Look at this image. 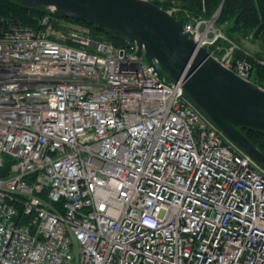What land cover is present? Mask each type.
<instances>
[{"label": "built area", "instance_id": "1", "mask_svg": "<svg viewBox=\"0 0 264 264\" xmlns=\"http://www.w3.org/2000/svg\"><path fill=\"white\" fill-rule=\"evenodd\" d=\"M149 1L240 76L264 67L218 13ZM155 64L50 13L0 34V264H264V167Z\"/></svg>", "mask_w": 264, "mask_h": 264}, {"label": "water", "instance_id": "2", "mask_svg": "<svg viewBox=\"0 0 264 264\" xmlns=\"http://www.w3.org/2000/svg\"><path fill=\"white\" fill-rule=\"evenodd\" d=\"M96 24L124 37L243 152L264 167V152L241 128L264 133V88L214 56L185 31L186 17L149 0H13Z\"/></svg>", "mask_w": 264, "mask_h": 264}, {"label": "trees", "instance_id": "3", "mask_svg": "<svg viewBox=\"0 0 264 264\" xmlns=\"http://www.w3.org/2000/svg\"><path fill=\"white\" fill-rule=\"evenodd\" d=\"M157 4L165 9L169 6L166 3ZM181 4L191 13L195 15L202 14V17L207 19L218 13V22L231 21L233 23L232 30L238 32L253 31L256 37L264 39V0H183ZM46 13L67 21L86 25L92 30L93 36H103L117 46L126 43L124 37L115 35L96 24L66 18L57 13H52L46 8L24 6L13 0H0V34L11 25L38 27L40 26L41 18ZM223 44L226 45V42ZM236 56L240 57L241 53L237 51ZM253 82L264 88L263 66L254 65ZM241 129L264 152V133L250 128Z\"/></svg>", "mask_w": 264, "mask_h": 264}, {"label": "rangeland", "instance_id": "4", "mask_svg": "<svg viewBox=\"0 0 264 264\" xmlns=\"http://www.w3.org/2000/svg\"><path fill=\"white\" fill-rule=\"evenodd\" d=\"M180 6H182V4ZM182 8L185 7L182 6ZM191 14L193 16H202V14L200 15H195L193 13ZM209 19H212V17ZM214 26L215 28H220L226 35V38L229 40L228 42H226V46H229V44H231L230 42H232L237 46L244 48L245 51L250 54H256L259 56L264 55V39L262 37H256L253 31H248V32L234 31L232 30L233 23L231 21L218 22V18L215 20ZM161 75L165 77L164 72H162Z\"/></svg>", "mask_w": 264, "mask_h": 264}, {"label": "crops", "instance_id": "5", "mask_svg": "<svg viewBox=\"0 0 264 264\" xmlns=\"http://www.w3.org/2000/svg\"><path fill=\"white\" fill-rule=\"evenodd\" d=\"M241 48V50H243V51H245V49L244 48H242V47H240ZM239 52L241 53V51L239 50Z\"/></svg>", "mask_w": 264, "mask_h": 264}]
</instances>
